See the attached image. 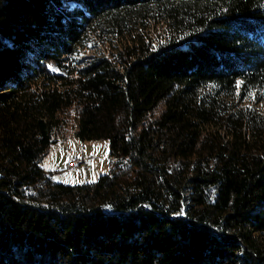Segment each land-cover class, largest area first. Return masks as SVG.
I'll return each mask as SVG.
<instances>
[{
	"label": "trees",
	"instance_id": "trees-1",
	"mask_svg": "<svg viewBox=\"0 0 264 264\" xmlns=\"http://www.w3.org/2000/svg\"><path fill=\"white\" fill-rule=\"evenodd\" d=\"M262 101L264 0H0V264H264Z\"/></svg>",
	"mask_w": 264,
	"mask_h": 264
},
{
	"label": "rangeland",
	"instance_id": "rangeland-1",
	"mask_svg": "<svg viewBox=\"0 0 264 264\" xmlns=\"http://www.w3.org/2000/svg\"><path fill=\"white\" fill-rule=\"evenodd\" d=\"M163 29L157 27V32ZM105 52V47L100 49ZM96 51L90 50L84 56H93ZM264 111V101L252 103ZM69 121L60 135L57 143L53 144L43 157L41 165L49 172L55 182L66 185H78L95 182L100 176L108 174L113 165L110 142L108 140L83 141L76 136L77 123L75 114L71 113ZM73 162L74 168L68 167Z\"/></svg>",
	"mask_w": 264,
	"mask_h": 264
},
{
	"label": "built area",
	"instance_id": "built-area-1",
	"mask_svg": "<svg viewBox=\"0 0 264 264\" xmlns=\"http://www.w3.org/2000/svg\"><path fill=\"white\" fill-rule=\"evenodd\" d=\"M68 167L74 168L75 167V164L73 162H70V163H68Z\"/></svg>",
	"mask_w": 264,
	"mask_h": 264
}]
</instances>
